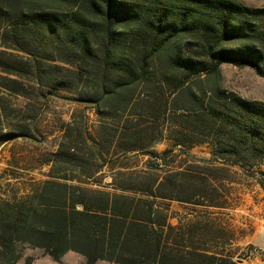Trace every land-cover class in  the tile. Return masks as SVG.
<instances>
[{
    "label": "trees",
    "instance_id": "obj_1",
    "mask_svg": "<svg viewBox=\"0 0 264 264\" xmlns=\"http://www.w3.org/2000/svg\"><path fill=\"white\" fill-rule=\"evenodd\" d=\"M226 63L264 79V8L235 0H0V129L4 97L30 98L31 89L68 92L98 119L93 127L74 114L49 179L23 198L0 197V264H18L25 248L55 261L75 252L84 264L242 263L218 243L226 233L209 215L174 224L165 203L203 206L204 197L193 203L189 195L195 181L207 189L210 167L197 175L191 165L124 163L159 160L153 149L168 133L181 140L163 155L209 144L220 164L264 163V103L221 88ZM107 172L110 183L102 181Z\"/></svg>",
    "mask_w": 264,
    "mask_h": 264
},
{
    "label": "rangeland",
    "instance_id": "obj_2",
    "mask_svg": "<svg viewBox=\"0 0 264 264\" xmlns=\"http://www.w3.org/2000/svg\"><path fill=\"white\" fill-rule=\"evenodd\" d=\"M250 8H264V0H235ZM221 88L227 93L264 103V79L252 69H240L231 64L221 67ZM31 89V88H30ZM32 90L30 98L5 96L6 113L3 114L0 129V197L20 199L49 179V163L58 150L62 130L72 120V116L85 118L89 125L96 127L98 119L90 105L73 102L72 94L59 91L53 94ZM7 134V138L1 136ZM181 140L173 134H165L162 142L153 151L160 158L138 155L124 163L138 170L154 167L160 161L165 170L185 168L189 165L197 175L210 169L207 189L200 181L194 182L189 197L193 203L202 200L203 206L165 202L175 214L172 221L186 216L205 213L217 229L226 233L218 243L225 247L234 259H242L240 264H255L258 256L264 257V189L260 171L264 163H253V169L223 165L216 162L209 144L176 148L163 155L172 145ZM209 162V163H208ZM102 179L112 181L111 172ZM207 174V173H206ZM204 197V200L201 199ZM201 199V200H200ZM201 203V202H200ZM217 205L219 207H214ZM84 264L85 258L75 252L67 253L59 261L53 260L43 250L25 248L18 264ZM97 264H115L100 261Z\"/></svg>",
    "mask_w": 264,
    "mask_h": 264
},
{
    "label": "crops",
    "instance_id": "obj_3",
    "mask_svg": "<svg viewBox=\"0 0 264 264\" xmlns=\"http://www.w3.org/2000/svg\"><path fill=\"white\" fill-rule=\"evenodd\" d=\"M261 250L264 252V248H261ZM255 264H264V257H263V255L262 256H258L256 258Z\"/></svg>",
    "mask_w": 264,
    "mask_h": 264
}]
</instances>
